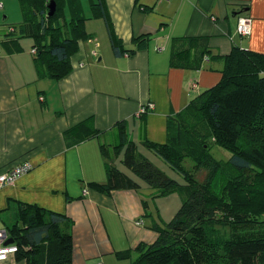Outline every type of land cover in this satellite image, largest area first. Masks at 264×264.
I'll return each instance as SVG.
<instances>
[{
    "label": "crops",
    "instance_id": "crops-1",
    "mask_svg": "<svg viewBox=\"0 0 264 264\" xmlns=\"http://www.w3.org/2000/svg\"><path fill=\"white\" fill-rule=\"evenodd\" d=\"M105 1L125 48H135V38L145 34L146 46L115 56L106 30L101 43L86 27L92 37L79 41L70 57L72 69L61 78L39 74L31 38L6 43V27H0V171L23 161L32 165L0 188V229L15 223L23 204L62 213L73 221L72 264H130L117 254L140 241L152 242V224L168 222L180 206L175 192L155 197L119 157L115 165L138 181V189L107 196L87 186L106 180L107 159L98 147L114 141V124L124 120L139 153L179 180L142 140L166 141L169 116L218 81L220 55L233 46L264 52V0ZM239 16L249 19L248 36L236 31ZM189 36L206 38L208 57L198 67L192 65L202 46L191 51L186 65L172 56L173 40L183 45ZM147 103L152 107L139 113ZM75 125L78 131L69 134ZM91 131L95 134L87 136ZM0 264L25 261L9 255Z\"/></svg>",
    "mask_w": 264,
    "mask_h": 264
},
{
    "label": "trees",
    "instance_id": "trees-1",
    "mask_svg": "<svg viewBox=\"0 0 264 264\" xmlns=\"http://www.w3.org/2000/svg\"><path fill=\"white\" fill-rule=\"evenodd\" d=\"M21 1L30 14L6 27V43L31 38L39 74L50 78L67 75L72 69L70 57L78 50L79 41L92 37L85 26L89 17L83 15L79 0H53L55 11L51 16L47 12L52 0ZM65 2L71 12L68 24L63 18ZM90 6L91 16L103 21L113 55H131L146 46L149 38L145 34L135 38V48H125L106 1L90 0ZM182 39L183 45H176L178 39L173 40L175 62L188 64L191 51L202 46L197 55L199 61L192 65L198 67L209 53L206 38ZM220 57L223 67L218 81L190 100L181 111L169 116L166 141L154 143L143 139L141 142L179 180L168 176L139 153L136 143L128 137L124 120L114 124L112 143H99V152L107 159L106 180L88 182L89 188L109 196L116 190L140 187L138 181L117 168L115 160L119 157L123 166L155 191V197L175 192L180 198V206L168 222L152 224L156 232L152 242L140 241L131 251L117 254L129 259L130 264H264V215H259L264 212V52L233 46ZM77 131L78 125H75L69 134ZM91 134L95 132L86 135ZM210 137L214 145L230 153L226 161L211 156L203 142ZM191 142L198 143L195 147L200 145L203 153L202 160L198 158L196 162L206 170L202 180L183 163V157L193 145ZM225 166L230 167L237 190L251 203L252 212L229 208L230 200L222 199L211 190L214 173ZM245 171L249 172L246 176ZM142 204L147 207L145 200ZM218 214L228 221L226 234L211 223ZM72 225L73 221L62 213L23 204L15 223L5 227L17 245L14 259L24 260L25 264H72Z\"/></svg>",
    "mask_w": 264,
    "mask_h": 264
},
{
    "label": "rangeland",
    "instance_id": "rangeland-1",
    "mask_svg": "<svg viewBox=\"0 0 264 264\" xmlns=\"http://www.w3.org/2000/svg\"><path fill=\"white\" fill-rule=\"evenodd\" d=\"M0 4V27L2 28L22 21L28 14H30L28 11H25V3L21 0H0ZM79 8L83 11V15L89 17L85 22L87 29L96 32L98 41L103 43V32H105L104 24L102 19L91 16L90 0H79ZM62 9L63 18L65 19L66 24H68L71 18V12L66 2L63 4ZM4 16H6V20H4ZM60 22L63 23L62 18ZM0 47H2V45H0ZM95 59H97V57H95ZM203 142L209 147V152L213 158L224 162L230 156V153L227 150L214 145L212 138ZM191 144L193 143L191 142ZM197 144L190 146L191 150L187 156L183 157V163L199 180H202L206 175V170L200 168L196 163L199 162L197 160L198 158L200 161L202 160L201 155L203 154L200 145H198L199 147H195ZM231 172L232 171L228 166L218 169L213 175L211 190L215 195L220 196L222 199L230 200V203L228 202L229 208H232L233 210L239 208L240 211L252 212L251 203L245 200L244 195L240 190H237V186L231 177ZM248 173L249 172L245 171L243 174L246 176ZM259 215L263 216L264 212ZM211 223L220 229L222 234L227 233L228 221L223 218L222 214H218Z\"/></svg>",
    "mask_w": 264,
    "mask_h": 264
},
{
    "label": "built area",
    "instance_id": "built-area-1",
    "mask_svg": "<svg viewBox=\"0 0 264 264\" xmlns=\"http://www.w3.org/2000/svg\"><path fill=\"white\" fill-rule=\"evenodd\" d=\"M236 31L241 36H247L250 34V22L247 17H238L236 22ZM162 47L158 46L157 50H161ZM34 52V50H33ZM207 60L205 56L203 58ZM152 103H147L146 108L142 107L139 113L146 112L147 108H151ZM32 165L28 161H23L14 164L10 168L0 171V188L12 184L19 176L29 172ZM10 238L8 231L5 228L0 229V261L6 260L9 255H14L17 250V245L13 242L5 244V242Z\"/></svg>",
    "mask_w": 264,
    "mask_h": 264
},
{
    "label": "water",
    "instance_id": "water-1",
    "mask_svg": "<svg viewBox=\"0 0 264 264\" xmlns=\"http://www.w3.org/2000/svg\"><path fill=\"white\" fill-rule=\"evenodd\" d=\"M55 11V2L52 0L50 1L49 5H48V12H47V15L48 16H51ZM13 240L11 238H9L5 244H8V243H12Z\"/></svg>",
    "mask_w": 264,
    "mask_h": 264
}]
</instances>
